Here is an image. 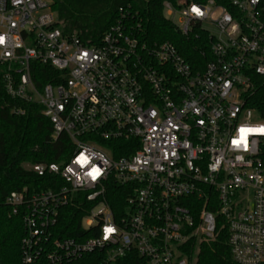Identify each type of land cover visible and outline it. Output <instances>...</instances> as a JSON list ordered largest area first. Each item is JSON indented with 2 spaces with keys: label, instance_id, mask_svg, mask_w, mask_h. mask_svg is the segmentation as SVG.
<instances>
[{
  "label": "built area",
  "instance_id": "obj_1",
  "mask_svg": "<svg viewBox=\"0 0 264 264\" xmlns=\"http://www.w3.org/2000/svg\"><path fill=\"white\" fill-rule=\"evenodd\" d=\"M50 2L0 0L6 93L40 105L52 139L65 135L72 145L64 163L31 166L38 176L57 175L61 187L6 197L13 213H24L21 263L98 253L97 264H193L190 242L212 240L217 216L233 260L262 263L264 133L248 134L247 150L231 141L239 127H264L242 101L252 76L264 78V0L162 3L181 35L197 28L207 35L211 57L197 71L170 42H140L121 8L96 45L63 36ZM35 65L53 70L51 82L37 86ZM79 153L84 163L74 162ZM93 164L96 180L88 175ZM111 185L124 189L116 217L107 203ZM74 199L90 205L83 218L94 223L84 228L81 219L79 239L56 238L59 209ZM106 226L115 229L107 239Z\"/></svg>",
  "mask_w": 264,
  "mask_h": 264
},
{
  "label": "trees",
  "instance_id": "obj_2",
  "mask_svg": "<svg viewBox=\"0 0 264 264\" xmlns=\"http://www.w3.org/2000/svg\"><path fill=\"white\" fill-rule=\"evenodd\" d=\"M177 0H51L50 7L56 13L54 26L63 36L76 35L87 45H96L102 33L120 18L119 8L125 13L124 24L135 30L140 42L152 46L170 42L190 64L194 71L201 70L210 59L207 35L197 28L190 35H181L163 14L162 3ZM204 3L207 0H186ZM33 80L38 87L51 82L53 70L48 66L35 65ZM0 65V264H22L20 243L24 236L23 212L13 213L6 203L10 192L26 188L28 192L57 188L63 182L57 175L38 176L31 170L34 164L64 163L71 155L72 145L65 135L53 140L51 125L41 115V106L12 98L6 93ZM251 87L242 93L244 107L254 110L264 119V78L253 75ZM22 111V114L16 113ZM124 152H109L113 158ZM260 158L264 165V139ZM123 188L108 187L107 201L114 216L123 209ZM90 205L83 199H74L59 209L54 228L56 238L79 239L81 219ZM213 210V206H208ZM215 236L208 242H190L188 251H195V264H238L232 258L227 244V229L223 218L216 217ZM98 253L85 254L64 264H97ZM122 262V260H121ZM125 262V261H123ZM260 264H264V261Z\"/></svg>",
  "mask_w": 264,
  "mask_h": 264
},
{
  "label": "snow or ice",
  "instance_id": "obj_3",
  "mask_svg": "<svg viewBox=\"0 0 264 264\" xmlns=\"http://www.w3.org/2000/svg\"><path fill=\"white\" fill-rule=\"evenodd\" d=\"M191 12L194 13L196 16H200L202 14L201 13V10L196 5H193L191 7ZM2 41H3V38L0 37V42H2ZM85 55H87V54H85ZM237 131L239 133V138L238 139L237 138H233L232 141H231V143L233 145H241L242 144V145H244L245 150H247V139H246V137L248 136V134H250V133H264V127L251 128V127H243L242 126V127H239L237 129ZM241 134H243V141L242 142L240 140ZM82 157L84 158V162H85V157H84V154L83 153H79L78 155H76L74 162L75 163H81V158ZM92 169H95L96 170L95 175H92L91 174V170ZM91 170L88 173V175L91 176V179L96 180L97 177L101 174L100 168L96 164H93ZM69 171H71V169H69ZM109 229H111L110 226H106L105 227V235H104V238L105 239L108 238V235L110 233H113L115 231V229H111V231H109Z\"/></svg>",
  "mask_w": 264,
  "mask_h": 264
},
{
  "label": "clouds",
  "instance_id": "obj_4",
  "mask_svg": "<svg viewBox=\"0 0 264 264\" xmlns=\"http://www.w3.org/2000/svg\"><path fill=\"white\" fill-rule=\"evenodd\" d=\"M168 13H167V10H165V15H167ZM177 20H178V18H177ZM240 140H241V142L243 141V134H241V136H240ZM81 163H84V158L82 157L81 158ZM95 172H96V170L95 169H92L91 170V174L92 175H95ZM96 210H98V209H94L93 211H96ZM94 223V221H93V219L91 218V216H87V217H84V218H82V226L84 227V228H87L88 226H90L91 224H93ZM111 229H114L113 227H111ZM111 229H109V231H111ZM105 235V227L103 228V236Z\"/></svg>",
  "mask_w": 264,
  "mask_h": 264
},
{
  "label": "rangeland",
  "instance_id": "obj_5",
  "mask_svg": "<svg viewBox=\"0 0 264 264\" xmlns=\"http://www.w3.org/2000/svg\"><path fill=\"white\" fill-rule=\"evenodd\" d=\"M175 21H177V18H175L174 19ZM196 253H197V250H195L194 252H193V255H192V262H193V264H195V261H196Z\"/></svg>",
  "mask_w": 264,
  "mask_h": 264
}]
</instances>
